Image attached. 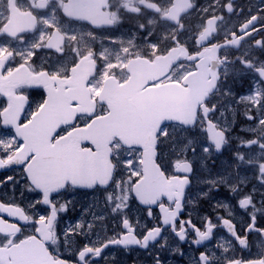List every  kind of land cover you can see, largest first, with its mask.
<instances>
[{
	"label": "snow or ice",
	"instance_id": "snow-or-ice-1",
	"mask_svg": "<svg viewBox=\"0 0 264 264\" xmlns=\"http://www.w3.org/2000/svg\"><path fill=\"white\" fill-rule=\"evenodd\" d=\"M207 11V9H205ZM229 13L232 8H228ZM256 20L257 17H253ZM111 23V21H109ZM143 27V26H141ZM248 27L255 28V25H248ZM183 31V29H181ZM151 35V34H149ZM259 37V38H257ZM202 39L207 38V33L203 34ZM247 39L254 43L251 48L245 53V59L242 62V67L247 71L248 69H255L251 72L252 87L247 94L236 98L235 93L231 89L224 92L226 96L235 98L236 104L244 105V117L251 123L241 130L251 133L250 136L234 137L239 141L235 150L231 155V163H226L225 168L231 167L237 170L246 169L251 171V176L241 177L239 185L247 186L251 180H255L250 191H245L244 187H237V184H229V177L231 172L217 173L215 177L209 176L200 180L201 184L209 185V192H203L204 197H208L210 191L215 189L219 191V186L224 185L230 188V194L236 198V204L233 206L230 203L218 204L216 207H222L225 210V215H217L214 222L210 216L205 214L201 217L203 228L197 225L189 215L187 218L181 219L179 214L184 210V188L190 186L192 178V163L188 159V151L192 152V158H196L197 143L194 139L189 138L184 145L183 159L177 160L174 166L176 173H182L179 178L182 179L180 199L176 202L175 208H170L167 217L160 208L158 197L152 191V185L155 183L153 178L145 177L142 183L137 180V177L142 175V171L133 167L137 161L129 159L125 162L126 168L129 170L127 180L119 179L115 186L109 190L111 178L104 180H88V179H73V180H59L54 183H42L29 167L28 155H9V152L22 153L24 147L23 136H12L10 139L13 144L5 145L2 138H0V171L10 169L17 166L22 169L21 178L24 181L23 187L28 192L37 193V197L29 201L26 206H22L15 201L0 202V206H7L11 211H0V220L8 224H14L18 231L15 233L0 230V252L8 244L9 248L12 245L23 246L18 247L21 255H36L37 252L43 256L40 264H100L101 259L105 261L104 251L111 246H123L127 251L129 246H139L140 249H149L150 241H157L161 236V226H154L147 229L146 225L141 226L140 222L133 223L128 215V209L132 202L135 201L138 205L143 206L148 218L155 220L153 215V207L158 208L162 216V224L171 231L179 242H187L191 255L187 257L188 264H212L215 260L216 264H221V259L225 264H241L244 256L239 257L233 255L231 259L228 258L229 253L250 252L252 236L256 237V244L259 247L261 242H264V207H257L256 194L259 192L261 197L260 205H264V58L255 56L251 60H247V56L253 50L264 53V36L261 35V29L256 28L255 35L248 34ZM23 43V40H21ZM41 43H43L41 41ZM155 46V45H154ZM239 45H237V48ZM40 51L39 46H35V51L31 53L35 56ZM63 54L62 52L60 53ZM3 69H0L2 72ZM219 74L215 75V86L212 91H219ZM33 95H44L43 91L33 93ZM2 98V97H0ZM217 111L219 116L216 117ZM197 116H193L184 123L188 127H194L197 122L202 125H212L213 129L202 128V131H207V142L200 145V151L206 158H210L213 152L219 154L222 148L227 144V134L231 131L235 124L236 110L230 103L226 107H219L217 104H207L203 111L197 109ZM232 113L233 119L231 124L228 122L227 114ZM213 117H216L215 119ZM2 119V118H0ZM224 121L223 127H220L219 121ZM0 127L8 129L9 124H0ZM165 136L168 133H163ZM255 149V151H253ZM247 150V154L245 152ZM254 160H259L255 165ZM203 161V160H201ZM140 164L144 161L140 160ZM160 166L157 164V168ZM163 172V169H160ZM210 171V170H209ZM6 182H12L13 188L20 181L16 180L14 176H7L4 181H0V186ZM69 190H92L94 192L103 191L104 203L108 208V212L99 217L104 221L108 215H111L117 223L115 224L112 235H108L106 226L103 231L104 236L109 237L103 239L101 231L92 230L96 228L94 223L85 224L83 220L77 222L74 226L69 222L64 229H58V213H65L69 207V201H61L59 196L63 192ZM23 195V192L21 193ZM57 199H53V196ZM171 202L172 198L167 197ZM194 201L188 199V204H193ZM43 206L47 212H39L38 209ZM168 207V206H165ZM236 209L246 213V216L240 218L239 226L236 222ZM6 214L8 218L12 219L9 222L2 218ZM257 214H260L259 216ZM96 217L93 214V220ZM179 220V227L177 221ZM27 228L30 235L20 239L23 230ZM220 228L226 230V235L218 237V242L215 246L205 247L204 242L210 241L215 229ZM143 233V234H142ZM190 235L192 238L189 239ZM90 239V237H93ZM82 238V240L77 239ZM228 238V243L232 245L230 248H224L220 241ZM10 238V240H9ZM167 241V237L163 238ZM28 241L38 242L36 247H28ZM103 241V242H101ZM82 244V246H81ZM157 247L160 251L168 250L170 254H179L184 257L186 254L179 246H171L167 243H158ZM200 247H204V251H200ZM160 251L153 256V264H165L161 259ZM223 252V256H221ZM67 254V258L65 256ZM15 253H10L6 257L0 254V264H15ZM114 259V254H113Z\"/></svg>",
	"mask_w": 264,
	"mask_h": 264
},
{
	"label": "flooded vegetation",
	"instance_id": "flooded-vegetation-1",
	"mask_svg": "<svg viewBox=\"0 0 264 264\" xmlns=\"http://www.w3.org/2000/svg\"><path fill=\"white\" fill-rule=\"evenodd\" d=\"M191 6L188 12L180 14L174 23L166 20L170 6L174 0H107L106 6L100 9V11H106L107 19L114 20L118 17L117 9L123 11L124 6L133 8L131 16L134 22L142 27L144 32H147L149 37H156L157 41H152L153 50H157L162 53L169 48L177 44H186L185 39L188 35L191 37L196 36L205 27V22L208 18L215 21V31L212 34L213 39L211 44L205 46L207 49L213 48L216 50L219 74V91H214L211 95H208L205 103L217 104L219 107H226L228 104H232L236 110L235 124L232 126L231 131L227 134V144L223 146L222 152L217 154L213 152L210 158H206L202 151H200V145L207 142V131H202V128L213 129L212 125H202L197 122L194 127H183L179 125H173L167 132L168 135L160 134L158 138V146L160 155L158 159L161 162L162 169L167 177H169L168 183L171 185L175 182V187L171 193V202L169 199L164 198L162 195L159 200L160 207H163L166 213L170 208L176 207V202L180 199L181 187L183 184L182 173H176L174 166L177 160H182L184 145L189 138H192L197 143L196 158H192V152L188 151V159L192 163V178L190 186L184 188V210L179 214L181 219L187 218L191 215L192 220L203 228L201 217L205 214L210 216L212 220L216 221L217 215H225V210L222 207H216L218 204L225 202L231 205L236 204V198L230 194V188L224 185L219 186V191L215 189L210 191L208 197L202 195L203 192H209V185L201 184L199 181L209 176L215 177L217 173L223 174L224 172H231L229 177V184H237V187H244L245 191H250L252 184L255 180H251L247 186L239 185L241 177L251 176V171L246 169H234L231 167L225 168L226 163H231V155L235 150L239 141L234 139L237 136H250L251 133L242 131L243 127H246L251 122L246 120L244 113V105L236 104L235 98L232 96L224 95L225 90L231 89L235 93L236 98L241 95L247 94L252 87L251 72L255 69H245L242 67V62L245 59V53L252 47L253 41L247 39L248 34L255 35L256 28L261 29V35L264 36V0H190ZM9 0H0V57L7 52L11 53L3 74H7L12 69L19 65H25L29 71L33 74H39L42 71L50 74L57 75L58 78H67L70 74V70L76 64V61L80 60L83 56L86 58V62H94L99 67V35L106 33V28H94L89 24L81 23L78 21L70 20L64 17L62 13V7L69 0H13V2L22 10V12H28L36 18L37 24L35 29L26 33L16 40L20 42L12 43L15 39H11L3 35L2 27L8 19V4ZM228 8H232V12L229 13ZM207 9V11H205ZM93 17V16H92ZM91 17V19H92ZM253 17H257L253 20ZM153 24H151V21ZM43 24L45 26H43ZM79 24H82L80 27ZM248 25H255V28L248 27ZM38 28V29H37ZM55 29L64 34L66 40L63 46L60 47L62 55L59 52H55L52 49L47 48L46 40L52 36V30ZM183 29V31H181ZM159 37H164L162 40H158ZM259 38V37H257ZM23 40V43H21ZM41 41L43 43H41ZM57 39L56 42H59ZM155 45V46H154ZM237 45L239 47L237 48ZM35 46L40 47V51L32 56L31 53L35 51ZM202 48L195 47V52ZM255 56L264 58V53L253 50L248 56L247 60L253 59ZM186 64L187 67L176 69L178 65ZM177 66L172 68L167 76L160 80L159 83L175 82L179 83L185 77L186 74L194 69V63L181 62ZM89 69H80L79 77H83ZM120 78H125L126 73L119 71ZM56 87V86H55ZM16 92L22 93L29 98V106L34 103L31 111L36 110L43 102L44 95H33V93L43 91V88L38 86L35 88L28 87L26 85L16 87ZM44 92V91H43ZM1 97V96H0ZM8 104V100L0 98V111ZM205 107V104H204ZM202 111V110H200ZM29 111H26L24 120L27 119ZM219 116L217 111L216 117ZM216 117H213L214 119ZM228 122L231 124L233 119L232 113L227 114ZM220 127H223L224 121H219ZM215 130V129H213ZM176 133L183 135V140L176 142L178 136ZM166 147V154H163V149ZM255 151V149H253ZM247 154V150H245ZM261 159H264L262 157ZM203 160V161H201ZM259 160H254L253 164L258 163ZM210 170V171H209ZM175 181H174V180ZM188 199L194 201L193 204H188ZM259 192L256 194L255 200L257 207H264L260 205ZM168 206V207H165ZM159 213V215H158ZM157 209H153V214L156 215V219H150L146 214L142 215V220L146 221V224L150 223L151 227L160 226L162 223V216ZM258 216L260 214H257ZM246 216V213L236 209V222L239 226L240 218ZM150 219V221H149ZM264 219V217H262ZM177 227H179V220L177 221ZM143 234V233H142ZM226 235V230L217 228L212 234L210 241L204 242L205 247L215 246L218 242V237ZM167 237V241L163 238ZM192 238L190 235L189 239ZM251 250L250 252L229 253L228 258L231 259L233 255L239 257L244 256V260L241 264H264V242H261L259 247L257 246L255 235L252 236ZM10 240V238H9ZM158 243H167L171 246H179L184 252L185 256L181 257L179 254H170L168 250L160 251L157 247ZM224 248L232 247L228 243L226 237L224 241H220ZM8 246V244H5ZM200 251H204V247H200ZM160 251L161 259L165 264H188L187 257L192 253L189 249L187 242L181 243L171 233L170 230L163 236H160L156 242H154L145 254V264H153V256ZM107 260L101 259L100 264H121L117 256L113 254L104 255ZM223 256V252H221ZM212 264H216L213 260ZM221 264H225L221 259Z\"/></svg>",
	"mask_w": 264,
	"mask_h": 264
},
{
	"label": "water",
	"instance_id": "water-1",
	"mask_svg": "<svg viewBox=\"0 0 264 264\" xmlns=\"http://www.w3.org/2000/svg\"><path fill=\"white\" fill-rule=\"evenodd\" d=\"M157 105L153 107V110L155 111V114H154L155 120H158L161 118V116L157 113V111L160 109V107ZM108 117L109 118L111 117V121H112L113 112L110 113ZM111 121H110V125H111ZM112 124L116 126V129H115L116 135H119V132H120L118 130L119 124L116 123L115 121H113ZM106 150L107 149H104V150L101 149L103 153H101L100 155L98 151H96L97 154L96 155L93 154L92 160L84 164H78L71 160H67L63 163L56 162V164H51L50 162H46L45 165H48L49 168H46L45 171L49 172L50 174L64 173L65 174L64 180H66L67 178L69 180H73L72 176L77 175V174H80L78 176L86 175L87 176L86 179L88 180H94V181L99 180V179L107 180L110 176V162H109V155Z\"/></svg>",
	"mask_w": 264,
	"mask_h": 264
},
{
	"label": "rangeland",
	"instance_id": "rangeland-1",
	"mask_svg": "<svg viewBox=\"0 0 264 264\" xmlns=\"http://www.w3.org/2000/svg\"><path fill=\"white\" fill-rule=\"evenodd\" d=\"M122 40H123V47L126 48V49H124L125 51L121 54V57L124 58L129 53V51L127 49L132 48V50H133V48H135V44H133L132 41H129V39L126 38V36H124ZM145 45H146L145 43H142V46L143 47ZM82 198H84V197H82V196H73V197H71L69 199H71L72 202H76V201H78V200H80ZM29 201H32V199H29L27 202H29ZM82 201L84 203L83 202H80L81 209H83V210H89V209H91V207H93L94 210L97 213H99L101 211L100 204H99L96 196H94V195L85 196V198Z\"/></svg>",
	"mask_w": 264,
	"mask_h": 264
}]
</instances>
